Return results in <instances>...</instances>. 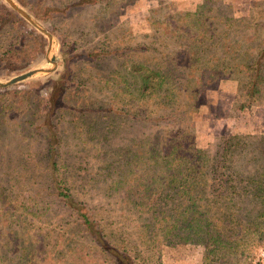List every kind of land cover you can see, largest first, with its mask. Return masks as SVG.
Here are the masks:
<instances>
[{
  "label": "rangeland",
  "instance_id": "obj_1",
  "mask_svg": "<svg viewBox=\"0 0 264 264\" xmlns=\"http://www.w3.org/2000/svg\"><path fill=\"white\" fill-rule=\"evenodd\" d=\"M0 1L26 20L0 31V51L16 36L23 39L11 47L20 46L18 55L0 54V81L50 66L47 35L6 0ZM15 1L53 34L50 53L57 57V66L0 86V92L7 87L6 96L12 100L27 88L41 89L39 108L44 111L59 78L74 77L66 91V106L52 117L60 140L56 159L67 188L85 203L110 240L124 245L138 264H199L205 245L194 232L152 231L146 225L151 213L130 208L122 192L108 186L114 178L130 174L136 160L137 172L150 167L148 151L159 149L167 133L176 128L192 135L207 155L215 153L221 135L240 134L245 146L236 151L234 166L245 175L261 165L264 82L259 99L243 105L238 83L246 80L240 66L253 62L263 46L264 0H37L36 15L30 0ZM133 60L172 72L174 97L183 116L154 122L151 117L165 112L155 97L142 104L147 110L138 107L140 102L128 86L134 80L128 74ZM210 67L224 68V72L212 75ZM139 109L146 110L143 113L150 120L135 115ZM26 112L7 110L0 116V205L8 208L21 247L8 264H47L50 258L61 262L66 249L77 244L98 259L96 264H114L109 255L93 254V245L79 239V228L67 210L59 202L51 203L43 191L51 180L49 145L46 132L37 129L34 117ZM214 183L210 178L205 191L210 199L217 193L210 187ZM40 191L38 197L46 201L41 217L33 225L21 221V205H29V194ZM242 204V216L247 219V207L255 201L249 194ZM216 210L212 208L213 213ZM251 248V263L264 264V242Z\"/></svg>",
  "mask_w": 264,
  "mask_h": 264
},
{
  "label": "trees",
  "instance_id": "obj_2",
  "mask_svg": "<svg viewBox=\"0 0 264 264\" xmlns=\"http://www.w3.org/2000/svg\"><path fill=\"white\" fill-rule=\"evenodd\" d=\"M30 1L33 7L31 11L36 15L37 0ZM25 22L24 18L0 1V31L8 24L21 26ZM13 26L10 30L14 28ZM21 35L25 36L26 33ZM22 40L16 36V40L8 42L9 45L1 49L0 54L6 53L8 57L18 55L17 49L20 46L14 49L11 47L18 45L17 43H21ZM22 45L26 46V43L23 41ZM247 58L245 59L248 60ZM207 69L212 75L219 76L224 72V68L219 67ZM239 70L246 74V80L238 83V89L244 97L241 105L246 102L254 103L263 91L264 41L254 61L242 64ZM171 73L161 66L140 60H133L129 66L128 74L134 80L129 82L128 86L131 88L133 98L140 102L138 107L147 110L148 108L142 104L150 97H155L165 109V112L156 111L158 113L150 118L154 122H172L178 116H183L180 104L174 97L175 84ZM74 80L73 76L59 78L57 87L53 86L52 90L50 89L48 106L44 111L39 108L43 99L41 89L27 88L16 93L19 95L18 98L9 100L6 95L10 90H7V87L3 88L4 90L0 92V116H5L7 110L24 114L27 111L26 113L33 116L34 122L37 123L35 127L46 132L49 145L47 166L51 180L43 191L47 192L51 203L59 202L67 210L73 223L79 228L81 237L79 239L93 245L91 246L93 254L111 256L114 264H138L124 245H117L110 240L101 223L91 214L83 201L75 198L67 188L65 177L61 176L62 165L56 159V149L60 140L52 117L58 115L66 106V91L73 86L71 83ZM146 110L139 109L140 112L135 111V115H140L141 119L146 120L150 117L143 113ZM24 120L27 121L26 118ZM30 122L33 123L32 120ZM241 137L240 134L221 135L215 153L207 155L202 148L196 146L192 135L176 128L172 133H167L159 149L148 151L147 159L150 161L146 164L150 163V167L137 172L139 163L137 160L134 161L132 172L114 178L108 190L122 192V200L130 208L151 213V219L146 225L151 226L152 231L169 234L180 228L194 232L205 245L203 260L199 264H253L251 246L264 242V152L261 155L263 157L261 165L257 166L254 172L244 175L240 168L234 166L236 151L240 149V153L245 146ZM261 137L264 139V134ZM127 157L126 155L125 158ZM210 178L216 182L213 184L214 187L210 185L211 190L217 191L212 199L205 193ZM242 182L244 183L240 184ZM41 192L37 195L31 192L30 204L21 205L18 213L21 221H28L33 225L34 219L41 217V211L46 203L44 199L38 197ZM1 194L3 193L0 186V197ZM249 194L257 207L255 208V204L253 207H247L248 212L245 215L249 218L246 219L242 216L241 209L244 207L242 204L244 197ZM204 200L206 202H203ZM212 203L215 206H212ZM212 208H217L215 213L212 212ZM9 216L8 208L0 205V264H8V260L21 249L20 236L11 227ZM246 231L250 233H244ZM61 260L53 261V258H50L48 263L96 264L98 259L77 244L67 248Z\"/></svg>",
  "mask_w": 264,
  "mask_h": 264
},
{
  "label": "water",
  "instance_id": "obj_3",
  "mask_svg": "<svg viewBox=\"0 0 264 264\" xmlns=\"http://www.w3.org/2000/svg\"><path fill=\"white\" fill-rule=\"evenodd\" d=\"M6 1L8 2V4L13 9H15L17 12H19L22 16H24L31 24H33L40 31H42L43 33H45L47 35L48 46H47L46 57L52 64L50 66H45V67L31 68L29 70H26L24 72L16 74V75L12 76L11 78H9L5 81H0V86H2V87L10 85L11 83L17 82L21 79L29 77L35 73H38V72H50V71L54 70L57 66V57L54 54L50 53L51 47H52L53 34L47 28H45L43 25H41L30 13H28L15 0H6Z\"/></svg>",
  "mask_w": 264,
  "mask_h": 264
}]
</instances>
